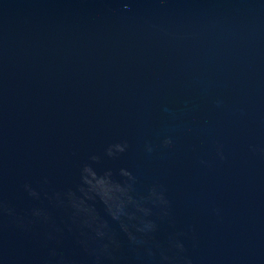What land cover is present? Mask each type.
Returning a JSON list of instances; mask_svg holds the SVG:
<instances>
[{"label":"water","instance_id":"water-1","mask_svg":"<svg viewBox=\"0 0 264 264\" xmlns=\"http://www.w3.org/2000/svg\"><path fill=\"white\" fill-rule=\"evenodd\" d=\"M0 264H264V0H0Z\"/></svg>","mask_w":264,"mask_h":264},{"label":"clouds","instance_id":"clouds-1","mask_svg":"<svg viewBox=\"0 0 264 264\" xmlns=\"http://www.w3.org/2000/svg\"><path fill=\"white\" fill-rule=\"evenodd\" d=\"M125 7L127 8V5H125ZM171 141H168V143H170ZM27 187V186H26ZM3 211H5L8 215L10 216H13L14 215V210L11 209V208H8L6 205L3 206ZM16 223L19 225V226H25L24 224V221L22 218L18 217L16 218ZM183 246H181L182 248Z\"/></svg>","mask_w":264,"mask_h":264}]
</instances>
